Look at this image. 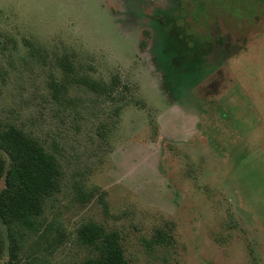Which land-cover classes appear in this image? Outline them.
Returning <instances> with one entry per match:
<instances>
[{"label":"rangeland","instance_id":"374dc122","mask_svg":"<svg viewBox=\"0 0 264 264\" xmlns=\"http://www.w3.org/2000/svg\"><path fill=\"white\" fill-rule=\"evenodd\" d=\"M206 1L196 22L177 0H0V118L66 173L45 219L73 234L37 253L49 264L87 255L89 219L121 232L130 264H264V4ZM83 75L119 89L95 109Z\"/></svg>","mask_w":264,"mask_h":264},{"label":"trees","instance_id":"16d2710c","mask_svg":"<svg viewBox=\"0 0 264 264\" xmlns=\"http://www.w3.org/2000/svg\"><path fill=\"white\" fill-rule=\"evenodd\" d=\"M144 32L150 35L149 30ZM141 44L144 48L147 43L143 40ZM72 81L87 87L90 105L95 109L100 107L99 97L107 93L112 96L120 85L117 77L109 84L86 75ZM67 89V83L55 82L53 96L66 98L62 94H67ZM53 149L24 128L0 118V185L4 183L0 187V258L8 250L7 264H49L48 255L54 254L65 238L73 234H66L67 228L61 221L45 219L49 201L62 191L66 180L61 156ZM76 185L83 197L86 193L90 198L92 192L79 183ZM156 233L161 241L168 232L159 228ZM75 237L88 251L76 264H130L119 230L89 219L76 226Z\"/></svg>","mask_w":264,"mask_h":264},{"label":"flooded vegetation","instance_id":"af4514ba","mask_svg":"<svg viewBox=\"0 0 264 264\" xmlns=\"http://www.w3.org/2000/svg\"><path fill=\"white\" fill-rule=\"evenodd\" d=\"M213 1L216 4L215 9H219L224 6L222 5L224 2L221 0ZM253 1L255 2V0H229V4L227 5V7H241L247 13L254 14L256 9H254L252 6ZM256 2H259L261 4V7L264 4V0H256ZM255 4L253 3L255 8L258 9L260 6L258 5V3L256 5ZM173 8L177 9V12L181 13L182 15L186 14V16L184 17L185 19L188 15L191 14L193 20H196V22H198L202 20L201 18L202 16H204V13L208 8V2L206 0H177V3Z\"/></svg>","mask_w":264,"mask_h":264}]
</instances>
